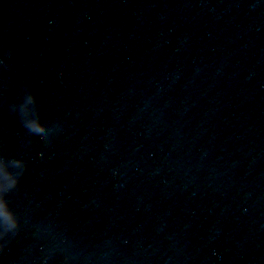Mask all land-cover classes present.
<instances>
[{
	"label": "clouds",
	"instance_id": "1",
	"mask_svg": "<svg viewBox=\"0 0 264 264\" xmlns=\"http://www.w3.org/2000/svg\"><path fill=\"white\" fill-rule=\"evenodd\" d=\"M29 103L35 102L34 96L28 97ZM22 125L31 134L44 133L45 129L39 122V116L34 120H27L21 115ZM6 162L14 165L13 168H6ZM27 171V162L23 159L10 157L5 154L4 150L0 149V226L4 228V233L15 232L19 228V212L11 205L8 196L15 190L19 189L21 179ZM36 245L39 247V252L34 257V260L39 261L40 255L47 253L51 257L56 249L60 248L62 240V229L52 220L45 219L35 223ZM29 256H21V262L28 260Z\"/></svg>",
	"mask_w": 264,
	"mask_h": 264
}]
</instances>
